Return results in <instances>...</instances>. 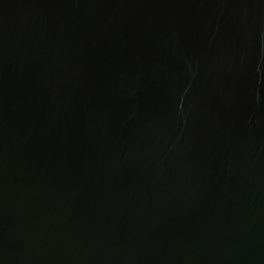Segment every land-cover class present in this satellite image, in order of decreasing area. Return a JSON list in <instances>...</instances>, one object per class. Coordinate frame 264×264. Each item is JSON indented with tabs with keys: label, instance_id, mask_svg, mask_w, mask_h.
Segmentation results:
<instances>
[{
	"label": "water",
	"instance_id": "1",
	"mask_svg": "<svg viewBox=\"0 0 264 264\" xmlns=\"http://www.w3.org/2000/svg\"><path fill=\"white\" fill-rule=\"evenodd\" d=\"M0 264H264V0H0Z\"/></svg>",
	"mask_w": 264,
	"mask_h": 264
}]
</instances>
